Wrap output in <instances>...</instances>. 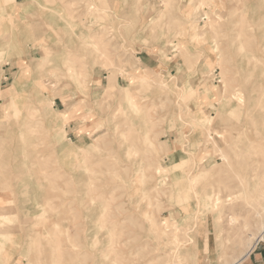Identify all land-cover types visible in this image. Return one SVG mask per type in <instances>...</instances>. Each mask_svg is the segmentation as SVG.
Instances as JSON below:
<instances>
[{
    "label": "rangeland",
    "instance_id": "1",
    "mask_svg": "<svg viewBox=\"0 0 264 264\" xmlns=\"http://www.w3.org/2000/svg\"><path fill=\"white\" fill-rule=\"evenodd\" d=\"M68 2L116 77L69 58L9 98L0 264H232L264 240V0H127L125 34L106 0Z\"/></svg>",
    "mask_w": 264,
    "mask_h": 264
},
{
    "label": "crops",
    "instance_id": "2",
    "mask_svg": "<svg viewBox=\"0 0 264 264\" xmlns=\"http://www.w3.org/2000/svg\"><path fill=\"white\" fill-rule=\"evenodd\" d=\"M106 1L112 8L109 13L112 17L109 22L112 25H108L113 32L123 34L131 32L129 17L132 16V10L126 6L127 0ZM68 5V0H59L55 5L49 4L46 0H0L2 139L7 112L5 105L9 104V98H15L16 106L20 109L25 97L35 96L39 74L50 71L51 64L66 62L69 58L84 59V62L91 65L93 86L99 87L100 80L108 84L110 72L104 75L106 71L98 66L99 55L93 50H87L88 47L85 45L88 44L86 41L90 35L98 29V25L93 23L90 28L84 22L88 12L84 2L77 10H71ZM137 53V58L146 66L153 65L157 60L155 56L146 54L147 52ZM40 66H43V69ZM254 246L251 252L241 258L239 264H264V240Z\"/></svg>",
    "mask_w": 264,
    "mask_h": 264
},
{
    "label": "bare ground",
    "instance_id": "3",
    "mask_svg": "<svg viewBox=\"0 0 264 264\" xmlns=\"http://www.w3.org/2000/svg\"><path fill=\"white\" fill-rule=\"evenodd\" d=\"M44 8H45V7H44ZM114 77H116L115 73H114V72H110V75H109V84H108L106 87L110 88V87H109V86H111V84H110V82H111L110 79H112V78H114ZM246 82H247V81H246ZM246 82H245V83H246ZM242 84H243V83H242ZM256 84H257V83H256ZM260 84H261V82H260ZM249 85H250V84H249ZM253 85H254V84H253ZM253 85H252V86H253ZM246 86H247V85H246ZM256 86H257V85H256ZM258 86H259V84H258ZM260 86H262V84H261ZM260 86H259V87H260ZM258 89H259V88H258ZM261 90H262V87H261ZM263 90H264V89H263ZM254 91H255V90H254ZM254 91L252 90V92H254ZM257 91H258V90H257ZM257 91H256V93H257ZM240 92H241V91H240ZM258 92H259V91H258ZM261 92H263V91H261ZM258 94H259V93H258ZM258 94H257V95H258ZM263 94H264V93H263ZM263 94H262V95H263ZM248 95H249V94H248ZM241 97H242V96H240V98H241ZM247 97H248V96H247ZM257 97H258V96H257ZM257 97H256V98H257ZM262 97H263V96H262ZM240 100L242 101V99H240ZM251 100H252V98L250 99V102H251ZM253 100H254V99H253ZM261 100H262V99L260 98V101H261ZM248 101H249V100H248ZM258 103H259V101H258ZM50 104H51V105H50ZM50 104H49L50 107L53 106L52 103H50ZM259 104H261V103H259ZM259 104H258V105H259ZM256 106H257V105H256ZM259 106H260V107H259ZM259 106H257V107L261 108V110H262V109H263V107H262L263 105L261 104V105H259ZM242 107H243V105H242ZM257 109H258V108H257ZM255 110H256V109H255ZM261 110H260L259 112H261ZM249 111H250V108H249V110H248L247 112H249ZM50 112L52 113V112H54V111L50 110ZM225 112H226V111H225ZM250 112H251V111H250ZM253 112H254V111H253ZM255 112H257V111H255ZM237 113H238V112H237ZM237 113L235 112L236 115H237ZM261 113H262V112H261ZM263 114H264V109H263ZM237 116H238V115H237ZM241 116H242V115H241ZM262 118H263V117H262ZM235 120H236V119H235ZM237 120H238V119H237ZM262 120H263V119H262ZM214 122H215V121H214ZM210 124H211V122H210ZM257 124L260 125V121H259V123H257ZM261 124H264V123H261ZM248 125H249V124H248ZM258 127H259V126H258ZM263 127H264V126H263ZM209 132H210V131H209ZM230 133H232V132H230ZM236 133H237V132H236ZM247 134H248V133H247ZM212 135H213V134H212ZM240 135H241V134H240ZM248 135H249V134H248ZM238 136H239V135H238ZM238 136H237V137H238ZM243 136H244V135H243ZM262 136H263V135H262ZM230 137H231V136H230ZM239 138H240V137H239ZM239 138H238V139H239ZM263 138H264V136H263ZM211 139H212V138H211ZM230 139H231V138H230ZM240 141H241V139H240ZM243 143H244V141H243ZM235 145H236V144H235ZM235 148H236V147H235ZM237 148H238V147H237ZM256 148H257V147H256ZM238 149H239V148H238ZM249 150H251L250 147H249ZM253 152H254V150H253ZM253 152H252V153H253ZM238 153H240V152H238ZM249 153H250V152H249ZM249 153H248V154H249ZM239 156H240V155H239ZM243 156H244V155H243ZM225 157H226V156H225ZM225 159H226V158H225ZM207 173H208V172H207ZM203 174L207 175L204 171L201 172V173H200V171H199V174H197V176H194V177H192L191 179L189 178V179L191 180L190 182L195 183V182L199 179V176H200V175H203ZM195 175H196V174H195ZM205 175H203V176H205ZM188 176H189V175H188ZM197 178H198V179H197ZM204 178H205V177H204ZM200 179H201V178H200ZM186 190H187V188H186ZM170 192H171V191H170ZM181 192H183V191H180V193H181ZM188 194H189V192H188ZM188 194H187V195H188ZM184 195H186V194H184ZM196 195H197V194H196ZM188 196H189V195H188ZM171 197H172V195H171ZM186 197H187V196H186ZM187 198H188V197H187ZM187 198H186V199H187ZM183 199H184V198H183ZM188 199H189V198H188ZM181 201H183V200H181ZM181 201H180V202H181ZM184 201H185V199H184ZM175 221H176V220H175ZM175 221H174V222H175ZM260 229H261V228H260ZM80 230H81V229H80ZM260 231H261V232L259 233L258 238H262V237H263L264 225H263V227H262V229H261ZM187 232H188V231H187ZM109 233H110V232H109ZM173 233H175V232H173ZM188 233H189V232H188ZM188 233H187V234H188ZM95 234H96V233H95ZM111 235H112V234H111ZM82 238H83V237H82ZM258 238H257V240H258ZM94 239L96 240V237H95ZM97 239H98V237H97ZM112 239H113V235H112ZM69 240H70V237H69ZM69 240H68V241H69ZM105 240H106V239H105ZM173 240H174V239H173ZM96 241H97V240H96ZM98 241H99V240H98ZM169 241H171V240H169ZM184 241H185V240H184ZM77 242H78V241H77ZM100 242H102V241H100ZM100 242H99V243H100ZM110 242L112 243V240H111ZM93 243H94V242H93ZM106 243H108V242L106 241ZM177 243H178V242H177ZM78 244H79V243H78ZM86 244H87V243H86ZM168 244H170V243H168ZM179 244H181V243H179ZM72 245H73V244H72ZM99 245H100V244H99ZM99 245H98V246H99ZM102 245H103V244H102ZM111 245H112V244H111ZM254 245H255L254 242H253L252 244H249V247H248V249L245 251V252H246L245 254H248V253L254 248ZM79 246H80V244H79ZM84 246H85V245H84ZM91 246H92V245H91ZM91 246H90V247H91ZM98 246H97V247H98ZM170 246H171V245H170ZM73 247L75 248L76 246H73ZM80 247H81V246H80ZM94 247H95V246H94ZM105 247H106V246H105ZM110 247H111V246H110ZM112 247H113V246H112ZM112 247H111V248H112ZM174 247H175V246H174ZM76 248H78V247H76ZM101 248H102V247H101ZM101 248H100V249H101ZM177 248H179V247L177 246ZM104 249H105V248H104ZM73 250H74V249H73ZM77 250H78V249H77ZM108 250H109V248H108ZM93 251H94V250H93ZM101 251H103V248L101 249ZM173 251H174V250H173ZM103 252H104V251H103ZM106 252H107V251H106ZM84 253H85V252H84ZM98 253H101V252L99 251ZM104 253H105V252H104ZM110 253H111V252H110ZM175 253H176V252H175ZM111 254H112V253H111ZM111 254H110V255H111ZM245 254H244V255H245ZM57 255H58V254H57ZM105 255H106V254H104V257H105ZM113 255L115 256V254H113ZM51 256H52V255H51ZM51 256H50V257H51ZM84 256H85V255H84ZM91 256H92V255H91ZM100 256H101V255H100ZM108 256H109V255H108ZM108 256H107V258L109 259L110 256H109V257H108ZM116 256H117V255H116ZM70 257H71V255H70ZM80 257H81V256H80ZM88 257H89V256H88ZM102 257H103V256H102ZM104 257H103V258H104ZM242 257H243V256L241 255V256H239L238 258H236V260H235L232 264H239V263H240V260H241ZM85 258H86V257H85ZM97 258H98V257H97ZM51 259H52V258H51ZM87 259H88V258H86V260H87ZM111 259L114 260V258H111ZM71 260H73V259L71 258ZM105 260H106V257H105ZM69 261H70V259H69ZM69 261H68V262L66 261L65 264L69 263ZM73 261H74V260H73ZM79 261H80V260H79ZM79 261H78V263L80 264ZM103 261H104V260H103ZM103 261H102V263H103ZM50 262H51V261H50ZM57 262H58V261H56V263H57ZM85 262H86V261H85ZM100 262H101V261H100ZM58 263H59V262H58ZM58 263H57V264H58ZM62 263H63V262H62ZM71 263H72V264H75V262H74V263L71 262ZM76 263H77V262H76ZM96 263H97V262H96ZM96 263H95V264H96ZM104 263H105V261H104ZM104 263H103V264H104ZM109 263H110V262H109ZM115 263L117 264L116 261H115ZM115 263H114V264H115ZM110 264H111V263H110ZM112 264H113V263H112Z\"/></svg>",
    "mask_w": 264,
    "mask_h": 264
}]
</instances>
